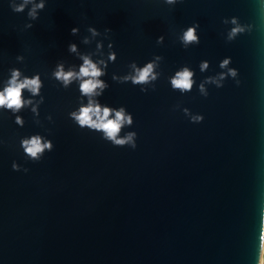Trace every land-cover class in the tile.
<instances>
[{"label":"water","instance_id":"water-1","mask_svg":"<svg viewBox=\"0 0 264 264\" xmlns=\"http://www.w3.org/2000/svg\"><path fill=\"white\" fill-rule=\"evenodd\" d=\"M30 8L17 13L10 0H0V90L9 69L19 68L28 77L41 74L45 98L38 118L30 107L0 110V264H258L264 0H46L34 21ZM232 17L252 30L228 42L232 25L223 20ZM195 22L200 43L185 49L178 37ZM89 27L102 35L86 45ZM100 40L105 58L113 43L117 60L101 77L109 88L98 99L133 115L121 135L136 132L135 149L78 126L69 116L80 106L78 83L65 89L52 78L60 61L77 70L82 64L69 44L87 53ZM157 55L164 59L154 90L112 79L126 75L133 61L143 67ZM227 57L238 76L222 88L207 85L209 95H201L200 82L223 71ZM204 60L210 68L201 72ZM183 66L196 74L188 93L173 90L169 79ZM184 108L204 120L193 123ZM35 134L54 144L40 161L21 147L22 138Z\"/></svg>","mask_w":264,"mask_h":264},{"label":"clouds","instance_id":"clouds-1","mask_svg":"<svg viewBox=\"0 0 264 264\" xmlns=\"http://www.w3.org/2000/svg\"><path fill=\"white\" fill-rule=\"evenodd\" d=\"M168 5H176L182 0H163ZM31 8L28 10V17L30 20H37L39 18V12L46 7V0H10V6L13 11L17 13H23L28 6ZM225 25L231 24L232 27L228 30L226 40L228 42L234 41L239 35L250 32L252 25L242 24L238 17H232L230 20L225 18L223 20ZM27 28H32L31 23L26 25ZM200 27L199 22H195L192 26H189L182 32V35L178 37L185 49H188L191 45H198L200 43V36L198 35V29ZM88 31L91 36H85L82 43L90 45L93 40L101 36L95 27H89ZM80 29L73 28L72 35L79 34ZM111 32V29H105L103 34L105 38H108L107 34ZM164 36H160L157 39L158 44L164 43ZM104 42L103 40L97 41L96 49L93 52H81L79 46L76 43H71L68 46V51L75 54L82 64L78 66L72 64L67 65L64 61L57 63L55 69L52 72V78L62 85L63 88L68 89L75 82L79 85L80 100L78 109L69 113L70 118L78 124L81 128H87L92 131H98L103 134V139L110 141L114 146L124 147L130 146L135 149L137 147L136 139L137 133L134 131L127 132L125 135H121L125 127H131L134 123L133 115L127 111L123 106L119 108H113L102 104L98 99L101 97L105 90L109 88V84L101 79V77L107 74V68L109 62L115 63L117 60V53L113 50V43L108 44V53L105 58ZM99 59H94V57ZM23 56H18L17 60L24 61ZM162 56H155L153 60L146 63L143 67L133 61L129 64L130 71L123 76L113 74L112 79L120 83L131 82L133 85H141V91L147 92L148 85H151L153 90L155 89V81H157L162 75L157 69L160 67L163 61ZM232 64L231 57H227L220 62V69L223 71L217 73L214 76L206 77L199 84V92L201 95L207 97L209 95L207 85L212 84L217 88L224 86V81L231 77L235 79L238 76V70L230 67ZM201 72H206L210 68V62L204 60L199 65ZM10 77L4 81L3 89L0 90V110H8L13 114L21 112L25 108L31 109L35 117H39L40 105L44 103V96L41 94V90L44 87V82L41 79V74L37 73L33 77H28L23 74L19 68L9 69ZM195 72L189 66H183L171 76L170 84L173 90H178L181 93H188L193 90L196 85ZM239 83V81H237ZM25 90L30 93V98H25ZM39 97V99H36ZM87 98V103L84 99ZM179 107V105H177ZM185 115L191 117L193 123H200L204 120L203 115H193L188 108H184ZM48 120L52 117L48 116ZM15 123L24 126L25 121L23 117L16 115ZM39 124V119L36 120ZM21 147L23 148L27 157L33 161H40L45 152H51L54 149V144L51 140L46 139L40 134L32 135L31 137H24L21 140ZM13 170L20 171L21 165L13 163ZM24 172H28L29 169L24 168ZM258 264H264V215L261 219V235H260V247H259V260Z\"/></svg>","mask_w":264,"mask_h":264}]
</instances>
